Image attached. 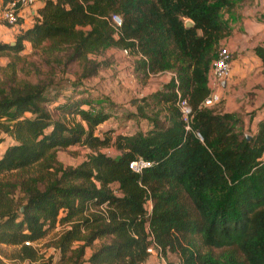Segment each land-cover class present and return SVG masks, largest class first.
<instances>
[{
	"label": "trees",
	"instance_id": "1",
	"mask_svg": "<svg viewBox=\"0 0 264 264\" xmlns=\"http://www.w3.org/2000/svg\"><path fill=\"white\" fill-rule=\"evenodd\" d=\"M41 4L13 45L0 42V54L16 55L26 41L40 53H62L64 65L76 62L82 81L109 63L97 59L107 49H126L142 79L163 72L170 78L151 95L158 106L151 116L135 104L137 117L147 122L143 131L111 138L108 130L100 137L94 131L107 112L83 107L85 100L73 95L54 118L43 106L45 85L15 79L9 62V83H0V132L12 143L0 154V175L33 164L44 174L0 182V244L17 246L16 257L25 264H139L150 246L165 264H174L170 254L176 264H264V119L246 140L237 114L202 105L210 59L228 32L220 10L231 1ZM112 14L120 18L116 28ZM187 19L192 26H184ZM254 51L260 54L258 47ZM179 99L190 107L186 122ZM73 145L87 150L83 160L75 166L57 162L56 149ZM106 146L116 153L102 152ZM139 157L149 165L135 172L128 164ZM11 188L22 198L14 199ZM54 228L57 257L40 258L23 244ZM221 247L228 250L218 257L202 251Z\"/></svg>",
	"mask_w": 264,
	"mask_h": 264
},
{
	"label": "rangeland",
	"instance_id": "2",
	"mask_svg": "<svg viewBox=\"0 0 264 264\" xmlns=\"http://www.w3.org/2000/svg\"><path fill=\"white\" fill-rule=\"evenodd\" d=\"M18 24L7 27L8 25L0 20V42L9 45L13 43L15 36L20 32ZM23 46L24 48L16 55H13L12 52L0 54V83L6 82V85L9 83L5 76L10 73L7 64L11 62L15 67V79L24 78L31 82L39 81L45 85L46 100L43 102V106L47 109L50 108V114L54 118L61 114L58 108L61 102L73 95L75 98L85 100L82 106L102 108L110 117L96 126L94 134L100 137H103V133L108 130H111L109 133L111 138L117 133L132 132L136 129L144 130L147 122L145 119L137 117L135 104L139 103L143 106L145 114L151 116L158 109V106L154 105L155 100L151 95L158 90V86H162L169 80L168 73L154 74L142 79L132 70L131 54L124 55L120 49L110 48L103 53V56L97 58L99 60L104 58L103 60L109 62V65L102 66L95 76L79 81L77 77L78 64L71 62L64 65L62 53L47 55L40 53V49L33 50L25 42H23ZM142 97L144 100L140 101ZM239 131L244 132L245 130L240 127ZM11 143L12 140L0 132V154ZM101 151L110 156L116 153L109 146L101 148ZM86 152L84 147L73 145L64 149H56L55 159L63 166H75L83 160ZM38 166V164H33L21 172L11 171L0 175V182L8 181L16 184L22 177L34 176L37 173L44 174V171ZM37 185L41 187L42 183L38 181ZM11 192L14 199L22 198V194L17 188H11ZM58 230V228L51 229L46 232L44 237L33 242L32 246L36 248L38 257L45 258L54 254L51 242ZM227 250L226 247L202 249L203 252H210L213 257L221 256ZM16 254L17 246L0 244V264H25L16 257ZM54 257L57 255L54 254ZM168 259L174 264L177 263L174 254H170Z\"/></svg>",
	"mask_w": 264,
	"mask_h": 264
},
{
	"label": "crops",
	"instance_id": "3",
	"mask_svg": "<svg viewBox=\"0 0 264 264\" xmlns=\"http://www.w3.org/2000/svg\"><path fill=\"white\" fill-rule=\"evenodd\" d=\"M230 1L231 7L220 10V18L228 32L219 45L229 50L232 59L228 77L217 88L220 100L215 109L237 114L241 119L240 127L245 130L243 133L248 135L254 133L257 123L264 119V0ZM41 5L34 4L20 11L19 31L32 25ZM256 47L260 48V54L255 53ZM163 73H168L170 78L169 72ZM89 252V249L85 251V257ZM139 264H165V261L155 252Z\"/></svg>",
	"mask_w": 264,
	"mask_h": 264
},
{
	"label": "built area",
	"instance_id": "4",
	"mask_svg": "<svg viewBox=\"0 0 264 264\" xmlns=\"http://www.w3.org/2000/svg\"><path fill=\"white\" fill-rule=\"evenodd\" d=\"M45 0H7L3 2L0 0V20L4 21L8 26H14L18 23L19 13L22 9L32 6L34 4H41ZM110 22L113 27L120 25V18L116 14L110 16ZM122 54L127 55L126 49H121ZM232 59L231 53L225 46L218 45L215 53L210 59L208 72H207V87L209 89L208 94L202 100V105L210 107L219 102L220 97L217 91L220 82L228 77L230 71V61ZM176 106L180 112V115L184 122H186L190 116V107L185 99H179L176 102ZM188 126L186 125L185 128ZM198 136V134H196ZM264 155V151L262 152ZM149 162L142 158H136L128 164V167L135 172L140 171L141 168L148 166ZM24 245H33V243L24 241ZM146 251L151 254L155 253V247H148Z\"/></svg>",
	"mask_w": 264,
	"mask_h": 264
},
{
	"label": "water",
	"instance_id": "5",
	"mask_svg": "<svg viewBox=\"0 0 264 264\" xmlns=\"http://www.w3.org/2000/svg\"><path fill=\"white\" fill-rule=\"evenodd\" d=\"M184 26H186V27L187 26H192V22L187 19V20L184 21ZM13 44H14V42L13 43H10V45H13ZM245 138H246V140H248L249 139V135H245Z\"/></svg>",
	"mask_w": 264,
	"mask_h": 264
}]
</instances>
